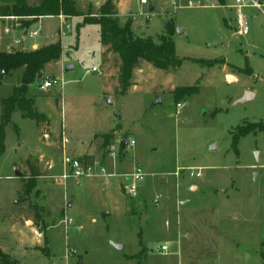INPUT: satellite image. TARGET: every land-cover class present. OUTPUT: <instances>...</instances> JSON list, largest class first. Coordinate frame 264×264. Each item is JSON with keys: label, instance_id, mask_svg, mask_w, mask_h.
I'll return each mask as SVG.
<instances>
[{"label": "rangeland", "instance_id": "1", "mask_svg": "<svg viewBox=\"0 0 264 264\" xmlns=\"http://www.w3.org/2000/svg\"><path fill=\"white\" fill-rule=\"evenodd\" d=\"M78 1L81 23L70 19L62 37L65 48L73 51L67 61L75 62L76 69L67 73L63 91L41 90V80L58 78L53 65L48 66L28 93L38 96L40 109L60 135H53L51 126L38 127L24 119L19 111L12 116L19 134L6 129V149L0 157V218H5L0 220L1 249L14 264H264V20L254 21L244 38L234 33V11L223 8L232 0H149L147 6L137 0ZM190 2L199 7H190ZM107 3L115 7L118 19L122 3L125 21H132L137 36L166 35V21L175 27L176 53L185 59L176 75L165 76L147 64L135 74L136 90L105 94L100 74L86 73L99 63L100 33L93 26L80 27L85 20H100L99 11ZM58 26L55 19L44 21L46 41L57 34ZM59 37L61 33L56 43ZM246 47L262 55L255 61L257 74ZM66 59L63 52L58 65L63 67ZM109 69L108 75L113 74ZM19 79L16 71L0 95H11ZM171 86L193 87L198 93L179 94L176 100ZM247 92L254 98L238 104ZM63 122L67 155L74 157L73 148L76 156L82 154L84 142L93 146L94 159L109 174H119L92 179L86 188L68 182L75 197L69 213L65 186L52 179L62 168L45 165L52 152L64 157ZM131 141L136 142L132 148ZM136 163L147 177L135 198L125 197L128 211L118 191L120 174H131ZM31 181L35 186L27 197L23 187ZM122 191L126 194L123 183ZM66 219L71 223L65 224ZM36 230L43 233L40 241ZM34 241L37 245L31 247ZM165 245L169 250L162 254ZM67 247L77 254L66 258ZM41 248L50 256H42Z\"/></svg>", "mask_w": 264, "mask_h": 264}, {"label": "trees", "instance_id": "2", "mask_svg": "<svg viewBox=\"0 0 264 264\" xmlns=\"http://www.w3.org/2000/svg\"><path fill=\"white\" fill-rule=\"evenodd\" d=\"M100 20H85L84 24H97L100 26V42L105 49L104 63H108V56L113 55L114 66L118 69L117 95H126L133 86V73L142 63H148L155 69L165 74H175L183 65L185 59H180L176 53L173 40L175 27L169 24L166 35L157 38L137 37L134 35L131 22L120 25L118 12L115 7L107 3L100 11ZM63 15L68 18L80 17L76 0H36L34 5H29L28 0H14L12 6H1L0 17H51ZM29 22H21L24 28L29 27ZM63 54L62 43L42 47L34 51H20L13 49L9 52H0V83L4 82L13 72L23 70L20 84L14 88L11 96L0 99V157L4 154L6 146V129L12 127L17 134L20 129L14 124L12 116L19 111L24 119L35 121L37 126L50 127L51 120L38 111L35 100L29 97V89L36 81H40L47 64L60 61ZM198 93L193 87H178L173 94L176 100L183 96H192ZM106 138V135H102ZM94 159L87 163H92ZM35 178L39 177L38 171L31 166ZM35 186L34 181L24 184L23 195L29 196ZM40 221V218H38ZM45 232V229H44ZM43 256L49 257L46 248H41ZM131 259H136L133 257ZM0 264H14L12 258L3 252L0 246Z\"/></svg>", "mask_w": 264, "mask_h": 264}, {"label": "crops", "instance_id": "3", "mask_svg": "<svg viewBox=\"0 0 264 264\" xmlns=\"http://www.w3.org/2000/svg\"><path fill=\"white\" fill-rule=\"evenodd\" d=\"M77 1V6H78V4H79V1L78 0H76ZM12 2H14V0H9V2L8 3H2L1 2V0H0V7L1 6H11L12 5ZM28 3H29V5H31L30 4V2H29V0H28ZM121 4L122 3H120L119 4V8H120V12H119V17H120V19H119V22H120V25L121 26H124L125 24H126V21H125V18H126V14L127 13H123L122 11H121ZM34 5V4H33ZM32 6V5H31ZM142 6H144V5H142ZM145 6H147V5H145ZM224 8V7H223ZM150 11H154V8H153V6H151L150 7ZM61 16H63V15H61ZM65 17V16H64ZM14 18H18V17H0V52H9V51H11V50H13V49H16V50H20V51H27V52H30V51H34V50H38L40 47H44V46H48V45H51V44H54V43H56V40H57V38H58V36H59V34L60 33H62V31L64 32V35H62L61 34V37H59V39H60V41H61V43H62V37L63 36H65V34H66V30H65V28L63 27V30L62 31H60V29H61V22H62V20L60 19V16H51V17H41V20L39 21V22H32V20H33V18L32 17H19V18H23V19H21L20 20V23L22 22V21H24V22H29L30 23V25H29V27H27V28H24L23 26H21L20 28H17V27H15V25H16V23H18V22H16L15 21V19ZM81 17H74L73 19L75 20V19H77L76 21L78 22V24L79 23H81V21H79V19H80ZM48 19H55V20H57L58 21V23H59V26L56 28V30H57V34L55 33V35L53 36L52 35V39H51V41H46V38H44V34H43V31H42V29H41V27H44V21H46V20H48ZM70 19H72V18H68V17H66V25L65 26H69L70 25V23L72 22H70L69 20ZM247 19H248V23H249V25H250V32H251V28H252V23L254 22V21H258L259 20V22L261 21V20H264V12H259V11H256V10H253V9H250V10H247ZM135 21V20H134ZM261 24V23H260ZM86 26H93V27H96L97 28V31H99V33H100V26L99 25H97V24H84L82 27H80V28H85ZM166 26H167V21H166ZM26 30V31H25ZM33 31H38L39 32V35H38V37H36V38H33V37H30L29 36V33L30 32H33ZM133 31V30H132ZM133 33H134V31H133ZM250 34V33H249ZM134 35L135 36H137L135 33H134ZM159 36H162V35H157V36H155V37H152V38H157V37H159ZM249 36V35H248ZM137 37H140V36H137ZM142 38H147V37H150V36H146V35H143V36H141ZM247 37V36H246ZM245 38V37H244ZM101 43V42H100ZM176 45V44H175ZM62 48H63V52H64V54H65V56H66V61H64V64H63V67L62 66H59L58 65V63L59 62H56L57 64V67L56 66H54V64H55V62H52V63H49V64H47L46 65V67H45V70H44V72H46V69H47V67L48 66H51V65H53V70H54V72H57V77H59V76H61V77H63L64 78V80L66 79V75H67V73H70V72H73L75 69H76V63L74 62V63H71L73 66H74V69L72 70V71H70V72H68L66 69H67V67L68 66H70L69 65V63H68V59H70V57H71V55H73V51H69V49H67V48H65V46L62 44ZM249 48V47H248ZM247 47H246V51H247V60L249 61V63H250V65H251V67H252V69H253V71L255 72V74H257L258 73V71H257V69H256V67H255V61H256V59H257V57H262V55H259V56H257L256 55V52H251L249 49H248ZM72 49H75L74 47H72V46H70V50H72ZM104 51H105V49L103 48V46L101 45V55H100V60H99V63L97 64V65H94L93 67H97L98 69H99V73L98 74H100V76H101V78H102V80H103V83H104V90H105V94L106 95H111V94H114L115 96H118L117 94H116V89H117V87H118V80H117V78H118V69L114 66V63H113V55H109L108 56V63H104V60H103V53H104ZM148 63H142L138 68H136L135 70H134V73H133V79H132V82H133V86L131 87V89H129V91H128V93L127 94H129V92L131 91V90H136L137 89V83H136V77H135V74L137 73V72H142L143 70H141L140 71V68H145V66L147 65ZM150 65V64H149ZM101 66H102V68H103V73H102V68H101ZM52 67V66H51ZM92 67V68H93ZM91 68V69H92ZM109 68H112L113 70H114V73L113 74H110V75H108V71L110 70ZM91 69H89V70H91ZM89 70H87V71H89ZM19 71V75H20V78H21V76H22V74H23V70H18ZM44 72H43V74H44ZM13 73H15V72H13ZM12 73V74H13ZM87 73V72H86ZM177 73V72H176ZM176 73L175 74H165L164 73V75L165 76H167V75H171V76H174V75H176ZM56 74V73H55ZM110 76V78H111V80H113V83L112 84H109L108 82H109V79H107V77H109ZM9 78L10 77H8V79L7 80H5L1 85H0V88L1 87H3L6 83H7V81L9 80ZM134 78H135V80H134ZM19 81H20V79H19ZM66 82V81H65ZM67 82H69V81H67ZM16 86L14 85L13 87H12V92L14 91V88H15ZM31 87V86H30ZM171 88L172 89H175V88H178V87H176V86H171ZM107 90H108V92H107ZM63 91V90H62ZM172 91V90H171ZM12 95V94H11ZM11 95H0V98H6V97H9V96H11ZM29 95V94H28ZM31 95H33V93L31 94ZM29 97H31V96H29ZM32 98L35 100V105H36V108L38 109V111H40L41 113H44L45 115H47L44 111H43V109H40V107H39V105H40V103H38L39 101L37 100L38 99V96L37 95H35V98L32 96ZM47 117L51 120V131H52V134L53 135H60V133L59 132H55L54 130H53V120L50 118V116H48L47 115ZM0 118H1V110H0ZM64 130H65V126H64V122H63V128H62V130L61 131H63V159H59V158H56V155H55V152H52V154L51 155H49V156H47L48 158H46L45 159V165L46 164H50V163H52L53 164V166H61V172L59 173V174H61L63 171H64V169L65 168H68V167H66L65 165H64V159L65 158H70L71 160H73V162H74V164H75V166L77 165V164H85V163H87V162H89V161H91L92 159H94V153H93V146H89V144H86L85 145V143L84 142H81V144L80 145H82L81 147H79L81 150H82V154H79L78 156H76L77 154L75 153V151H77V148H73L74 149V154H72V156L74 155V157H71V155H67L66 154V151L68 150V144H69V141H68V139H66V135H65V132H64ZM100 134H103V133H100ZM104 134H106V133H104ZM94 135V134H93ZM92 135V136H93ZM97 135V134H96ZM99 135V134H98ZM59 137V136H58ZM123 142V141H122ZM91 144V143H90ZM93 145V144H92ZM135 145H136V142H135ZM70 150H71V148H70ZM54 151V150H53ZM78 157V158H77ZM112 157L113 158H115V154H113L112 155ZM26 158V157H25ZM39 159H41V158H38V160ZM42 160V159H41ZM41 160H39L40 161V164L41 163H43L44 162V159H43V162L41 161ZM94 160H97V159H94ZM117 163V162H116ZM14 164H17V163H14ZM38 164H39V162H38ZM134 166H135V164H134ZM44 169H46V168H44ZM15 171H18L17 170V168L15 167ZM107 180V179H106ZM94 181L95 180H84V181H82L81 182V184H80V186L82 185L83 187H87L88 185H91V184H93L94 183ZM111 182V181H110ZM109 183V182H108ZM123 183V182H122ZM122 183H120V186L121 187H119L118 188V191H120L123 195H122V197H129V196H127L126 194H124L123 193V191H122ZM143 183V182H142ZM141 183V184H142ZM21 185H20V182L18 183V191H20V187ZM119 186V185H118ZM65 189H64V195L67 197V201H68V203H67V209H66V211H67V213H69L70 212V209L69 208H71V206H70V204H74V202H73V200L75 199V197L74 196H72L70 193H69V190H70V185L68 186V184L64 187ZM139 193V192H138ZM130 199H131V197H130ZM125 205H127L128 206V211H129V204H128V202H127V200H126V198H125ZM73 207V206H72ZM13 215V214H12ZM11 215V216H12ZM104 215H108V214H104ZM21 218V217H20ZM3 219H5V218H0V220H2L3 221ZM19 220V223L21 222L20 221V219H18ZM14 223V222H13ZM27 223V222H26ZM166 223V225H168L169 224V222L168 221H166L165 222ZM177 226H179V221H178V224H177ZM36 238V237H35ZM37 239V238H36ZM38 240V239H37ZM38 241H40V240H38ZM35 245H37V243H35V241H34V243H33V246H31V247H35ZM0 246H1V242H0ZM120 246H122V245H120ZM165 246H167V245H165ZM163 247V246H162ZM168 247V246H167ZM117 249V248H116ZM122 249H123V246H122ZM121 249V250H122ZM119 250V249H118ZM143 250V249H142ZM141 250V251H142ZM168 250H169V248H168ZM4 252V251H3ZM6 253V252H5ZM43 256V255H42ZM134 256H136V255H134ZM131 257H133V256H130L129 258H131Z\"/></svg>", "mask_w": 264, "mask_h": 264}, {"label": "built area", "instance_id": "4", "mask_svg": "<svg viewBox=\"0 0 264 264\" xmlns=\"http://www.w3.org/2000/svg\"><path fill=\"white\" fill-rule=\"evenodd\" d=\"M140 2L141 5H148L149 0H137ZM190 7L198 8L199 4H195L194 2H190ZM224 8H228L236 14V27L234 28V33L238 37H246L250 33V25L247 19V10L253 9L259 12H263L264 8V0H232L229 4H226ZM146 17H149V14H145ZM16 22L15 27L20 28L21 23L20 20L23 18H14ZM60 19L62 20V26L60 31L63 30V27L66 25V17L60 15ZM26 31V30H25ZM64 35V32L61 33ZM39 32L33 31L29 33L30 37L36 38L38 37ZM91 73H99V69L97 67H93L91 70L87 71V74ZM66 82L63 77H58L54 79H46L41 80V90H48L55 87H59L61 91L63 90ZM61 107L63 108V100H61ZM177 109L181 110L183 108L182 104H177ZM128 147H134L135 142L131 141L128 143ZM64 165L68 168H65L64 171L58 175L53 176L52 179L58 183L66 186L68 182L72 181L75 182L76 185H80L84 180H92L96 178H110V177H118L119 174H109L107 168L104 164H102L99 160H94L92 163H85V164H77L75 166L73 160L70 158L64 159ZM123 178V185L125 188V193L131 198H135L139 191V186L142 182L145 181L147 174L143 167L136 163L134 166V170L131 174H120ZM71 219L65 220L64 223H71ZM36 238L38 240L42 239L43 233L35 231ZM162 254H167L168 247L163 246L161 248ZM77 254L75 249H66V258H69L73 255Z\"/></svg>", "mask_w": 264, "mask_h": 264}, {"label": "water", "instance_id": "5", "mask_svg": "<svg viewBox=\"0 0 264 264\" xmlns=\"http://www.w3.org/2000/svg\"><path fill=\"white\" fill-rule=\"evenodd\" d=\"M86 1H88V2H97V1H99V0H86ZM169 24H170V22H167V25H169ZM177 31L179 32V34H182V33H183V30H182L181 28H178ZM73 69H74V66H73V65H70V66L67 67L66 70H67L68 72H70V71H72ZM253 98H254V94H252L251 92H247V93L244 95V97H243L242 99H240L237 103H238V104H245V103L249 102L250 100H252ZM158 103H159V104L162 103L161 98L158 100ZM126 144H127V141L124 140V141L122 142V146H125ZM16 176L20 178V177L22 176V173H21L20 171H16ZM195 189H196V187H193V188H192V190H195ZM115 248L121 250V249H122V246H120V245H115Z\"/></svg>", "mask_w": 264, "mask_h": 264}]
</instances>
